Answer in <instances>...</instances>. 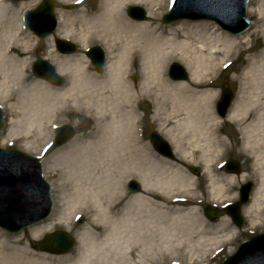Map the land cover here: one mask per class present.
<instances>
[{"label": "bare ground", "instance_id": "bare-ground-1", "mask_svg": "<svg viewBox=\"0 0 264 264\" xmlns=\"http://www.w3.org/2000/svg\"><path fill=\"white\" fill-rule=\"evenodd\" d=\"M34 1L21 2L19 12L32 7ZM224 4V0H209L207 6H213L210 14L216 15ZM131 5L144 7L149 19L129 18L125 12ZM166 5L165 0H102L99 8L81 17L86 28L78 35L70 29V16L59 14L62 30H58V36L74 38L84 47L101 45L106 61L103 71L97 74L87 58L67 57L58 61L50 51L47 59L56 66L57 72L69 75L67 86L53 90L42 80L30 77L27 54L35 43L34 38L23 28L19 12L10 10L6 0H0V105L8 110L11 120L16 119L12 127L18 129H12L7 138L27 135L32 127L38 132L44 131L53 120H60L57 115L69 110L83 113L93 125L85 145L70 144L52 162L47 159L44 169L54 183L57 174H53V168H60L57 181L61 182V190L59 184L56 189H59L58 205L62 209L27 228L30 236L27 243L36 249L39 237L54 226L61 224L68 229L70 219L78 211L97 218L98 223L95 219L89 220L91 230L107 233L105 243L97 246L91 230L77 234L76 254L58 257L45 252L34 254L27 247L16 246L24 240L20 236L22 232L0 231V264H133L135 258L151 257L157 250L181 257L185 246L202 257L211 243L213 246L234 240L226 221L214 229L217 237L207 241L204 234L212 228H206L202 218L189 213L169 214L167 208L158 207L139 194L122 200L124 181L128 178L136 179L143 192L157 191L161 196L168 190L162 162L155 159L138 137L140 104L162 105L160 114L156 111L155 116L182 121L175 129L177 136L190 130L189 133L204 139L199 133V121H217L213 112L217 94L212 88L213 81L203 80L214 75L226 60L230 61L228 58L235 50L247 42L245 37L255 35L264 41V7L253 11L248 7L256 17L255 22L261 24L257 30L231 35L206 21L183 19L161 24L158 18ZM46 41L52 49L50 38ZM172 59L179 60L190 71L187 82L165 77V68ZM135 75L138 79L131 83ZM235 77L239 91L226 119L239 126L244 137L242 152L247 154L258 176L244 214L251 226L263 228L264 46L260 55L250 59L248 67ZM220 97L221 94L218 100ZM165 106H170L169 113L164 111ZM23 127L27 130H22ZM165 135L173 139L172 134ZM233 176H227L230 182ZM178 180L185 182L181 190L190 194V186L188 189L184 186L191 179L180 177ZM210 183L212 188H219V195L223 184L220 186L216 180ZM85 201L87 205L83 204ZM254 254L257 257L245 264H264V252Z\"/></svg>", "mask_w": 264, "mask_h": 264}, {"label": "rangeland", "instance_id": "rangeland-1", "mask_svg": "<svg viewBox=\"0 0 264 264\" xmlns=\"http://www.w3.org/2000/svg\"><path fill=\"white\" fill-rule=\"evenodd\" d=\"M34 0H27L23 2H33ZM56 1V10H55V16L58 19L59 14H64L67 16H70L72 23L70 26V29L72 30L74 35H78L81 33L86 27L85 23L82 20V16L88 15L92 10H96L99 8V6L102 3V0H86L83 4H80L79 7H76L72 10H68V7L72 5V3L77 2L76 0H66L65 2L55 0ZM167 1V5H166ZM41 0H36L33 3V6L24 10H18L17 4H12L9 0H6V5L9 6L8 8L13 11L19 12V20L21 18L22 25H23V15L29 11H32L36 9V7L40 4ZM169 0H165L166 8L162 11V15H159V22L162 23V17L168 13L170 5L168 4ZM130 7H139L141 8L147 16V11L144 7L138 6V5H131L127 8V10ZM248 7L251 9V11L256 10L258 8L264 7V0H250L247 6L246 11V18L250 23L249 29L246 31V33L253 32L257 30L258 27L261 26V24L258 22H255L256 17L248 11ZM126 10V11H127ZM126 13V12H125ZM81 19V20H80ZM24 26V25H23ZM59 22L57 29L53 34L46 39L39 40L36 38L31 32L27 31L33 38H34V44H31V47L29 48V53L27 54V58L30 59V65L28 68V73L31 78L36 79L31 72V64L36 59H42L49 63L55 70L56 66L48 60V54L51 52L52 56L57 59L58 61L63 60V57L60 54L57 53L54 47V41L55 39L60 40H67L71 43H73L76 47L75 54L71 55V59H84V52L87 49L90 48H99L103 55L105 56L106 61V54L104 51V48L101 45H89L88 47L81 46L80 43L76 42L73 39L63 38L61 36H58V30H62L59 28ZM213 26V24H212ZM215 28H217L215 26ZM26 33V34H27ZM245 33V32H244ZM243 33V34H244ZM241 34V35H243ZM48 38H50V43L52 45V49L49 46L48 41H46ZM244 39H247L246 43H243L241 47L237 48L235 52L232 54V57L228 58L231 60H234L231 67L228 69L221 71L220 68H218L214 75L206 77L203 81H212V88L216 92V101L213 104V112L214 116L217 119V121L210 122L208 120H202L199 121V128L200 132L205 138L198 137L199 134L189 133L190 130H184L185 134H182V136H177L175 129L179 127V125L182 123V121L178 120H166V116L163 117V115H156V111H158V114L161 112L162 105L154 106L149 103H142L138 107V116H139V125H138V137L142 140V144L146 147V149L155 157V159L159 162H162L163 167L165 168L166 175L165 179L168 182L167 191L166 194H162L161 196L158 195L156 192H141L139 194L143 198L150 199V201L153 202V204H156L158 207H165L168 211H170L169 214H185L189 213L190 215L196 216L198 219L202 218L203 224L207 228H212L210 230H207L204 236H206L207 241L211 240L209 238L217 237L215 234L216 228L220 224H222L223 221H226L227 224L230 226L229 229L232 230L234 233V240L230 242H225L220 245H211L207 247V252L205 256L201 257V254H198L197 251H193L192 248H189V246H185V250L180 252L181 257H175L170 254V251H161L157 250L155 248L156 253L154 255L149 256H143L142 260H139L138 258H135L133 260V264H221L226 258L233 255V253L236 251L237 247L245 242L251 239L253 236H256L258 234L264 233V227L258 228L257 226H251L249 223V219L244 214V208L245 206L250 202L252 192L255 189L257 185V179L258 176L254 172V169L252 167L251 160L248 158L247 154L242 152V145L244 142V137L239 131V126L237 124H233L229 121H227L226 117L223 121L219 119V117L215 113V103L218 101L220 91L221 89H228L231 91L234 95L233 100L235 96L238 94V80L235 76L240 75L241 72L244 70L245 67H248V64L250 62V59H252L255 56H259L262 47L264 46V41L262 38H258L257 36L253 35L250 37H245ZM53 50V51H52ZM69 57V56H68ZM87 60V59H86ZM229 61V60H226ZM89 63V62H88ZM172 63H178L181 65L188 73L190 77V71L184 67V65L177 59H172L167 67L165 68V77L168 78V67ZM103 71V70H102ZM94 73L97 71L94 69ZM98 74V73H97ZM63 75L64 85L61 88H54L45 81L42 80L45 84L50 86L53 90H60L67 86L68 82V73L65 72ZM136 78L138 79V76L135 75L132 82L136 81ZM190 79V78H189ZM40 80V79H36ZM191 93V92H190ZM1 106V105H0ZM3 112V118L5 121V127L2 131H0V148L2 149H12L21 151L27 155L33 156V157H41V151L45 149L54 138V134L56 132V128L67 125L73 128L75 131V137L73 140L66 146H71L72 144H75L77 146L85 145L88 141L89 136H91L92 131V122L87 118L86 115H84L81 112H76L69 110L68 113L63 112L60 115H57L56 118H59L60 120H53V122L46 126V129L44 131L38 132L35 127H32L27 132V135H19L14 138H7L9 132L14 129L12 126V122L16 119L14 118L11 120L10 114L8 110L5 108V106L0 107ZM164 111L166 113L170 112V106H165ZM54 125L53 127H51ZM167 125V126H166ZM166 126V127H165ZM165 127V128H164ZM164 128V129H163ZM18 130V129H14ZM22 130H27L26 127H23ZM152 132H158L161 136H163L168 142L171 143V146L173 147L175 151V157L176 162L172 161H166L162 158H160L151 148V146L148 143V135ZM20 133V130H19ZM169 133L172 134V138L167 137L165 134ZM195 136V137H194ZM206 139V140H205ZM71 144V145H70ZM60 147V149H56L53 153L50 155L45 154L41 157V166H42V174L45 181L49 184L50 187V194L51 199L53 201V208L52 213L57 212L58 210L62 209L58 205V197H60V193L58 192L59 189H56V185L59 184L60 190H61V182L57 181V178L60 177L59 172L60 168L54 167L53 168V174L56 175L55 183L54 181L50 180L48 178V171L44 169L48 162H52L58 154L61 152V150H64L66 148ZM197 147V148H195ZM203 149H201V148ZM49 158V161L47 162V159ZM228 159L236 160L240 163L241 166V173L238 175H234L233 179H231V182L229 181L230 178H228V174L223 173L221 169H219L220 163L227 161ZM189 166H195L198 167L201 170V176L198 178L193 177L188 171L187 167ZM180 177L183 178H190L191 181L189 184L184 186V189H188L190 194L185 190H181V186L185 184L184 181H179L178 179ZM129 180H135L134 178H128L124 181L123 185V198L126 196H130L126 191V185ZM178 180V181H177ZM210 180H216V182L220 183V186L223 184V190L220 192V194H217V191L219 188L210 185ZM251 182L253 184V189L251 190L249 201L247 204L243 205L241 207V215L243 218V224L240 228L236 227L230 219L225 215V213L221 210V207L227 204L235 203L238 200V191L240 187L247 183ZM182 183V184H180ZM188 187V188H186ZM166 195V196H165ZM219 196V198L216 197ZM163 199H165V203L163 202ZM179 199L184 200L185 202H174L172 203V200ZM124 203V202H123ZM83 204L87 205V202L85 201ZM123 205V204H122ZM208 205H215L219 210L215 215L214 221H209L204 218L203 216V209ZM121 208V206H120ZM119 208V209H120ZM51 213V215H52ZM78 213L81 215L77 218L80 222H77V220L74 218H71L69 221V228L67 229L64 225H56L53 227L52 230L45 233L44 235L40 236L38 241H41L43 237L46 234L52 233L54 231H65L68 234L72 235L74 237V247L70 251L69 254H67L69 257H72L76 254V248H78V241L76 239V235L83 233L84 231L91 230V222H89L90 219H95L96 222L97 218H93L90 214H86L85 212L78 211ZM50 215V216H51ZM186 215V214H185ZM49 216V217H50ZM186 218L182 219L185 221ZM1 232H3L0 229ZM92 231V235L94 239L96 240V246L99 244L105 243L104 239L107 236V233L104 231ZM5 233V232H4ZM7 234V233H5ZM24 240L16 244V246H23L27 247L29 252L34 254H41L36 251L32 246L30 247L28 245V238L29 233L27 229L23 230L20 235ZM126 239V237H125ZM14 242H11L13 244ZM10 244V245H11ZM207 244H209L207 242ZM174 245V243H173ZM36 246V245H35ZM123 248V246H122ZM175 249V247H174ZM192 251L195 253L192 256ZM215 251H217V254H215ZM204 253V252H203ZM43 254V253H42ZM47 255V254H45ZM62 255V256H67ZM85 256H89V253L83 254ZM200 255V256H199ZM53 256V255H48ZM58 256V257H62ZM100 258V256H98ZM203 258L204 262L200 263V260ZM96 258H93L95 260ZM141 261V262H140Z\"/></svg>", "mask_w": 264, "mask_h": 264}, {"label": "water", "instance_id": "water-1", "mask_svg": "<svg viewBox=\"0 0 264 264\" xmlns=\"http://www.w3.org/2000/svg\"><path fill=\"white\" fill-rule=\"evenodd\" d=\"M19 1L21 0H11L12 3ZM208 1L175 0L171 12L163 17V22L171 23L183 19L191 21L208 20L215 22L222 30L231 34H238L247 27L248 22L245 18L247 0H224V6L217 10L218 13L216 15L210 14L213 6L212 8L208 7ZM128 15L135 20L145 19L144 12L138 8H131L128 11ZM25 24L30 31L40 38L51 34L56 27V20L53 16V0H43L35 11L25 16ZM56 48L60 53L64 54H70L74 51L72 45L62 41H56ZM96 55H99V57ZM88 56L97 68L102 65L103 59L98 49L91 50ZM32 71L36 77L43 78L54 85L61 84V80L45 62L36 61L32 66ZM170 77L173 80H186L187 78L184 70L177 64L171 67ZM230 100V91L227 89L223 90L221 100L217 105L220 117L225 115ZM3 126L4 122L0 111V130ZM73 135L74 133L71 129L62 128L57 134L55 147L66 143ZM149 139L158 154L169 160H174L171 149L165 141L156 134H152ZM226 170L236 174L240 172L238 164L234 161L228 162ZM189 171L196 176L198 175V171L195 168H190ZM0 184L5 186L0 188L1 229L9 233H17L49 215L52 205L49 187L43 180L38 159L18 151L0 149ZM250 186V184L243 186L239 203L228 208L227 214L238 227L242 223L239 214L240 206L247 201ZM130 188L131 192L139 190L135 183H132ZM10 190L15 191L16 194H12ZM204 215L209 221H213L215 219V210L208 207L205 209ZM38 245L39 251L56 255L64 254L72 247V240L65 233L56 232L45 236L44 240ZM256 251L264 252V234L243 243L237 253L222 264H245L253 261L257 257L254 254Z\"/></svg>", "mask_w": 264, "mask_h": 264}]
</instances>
